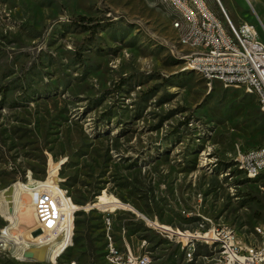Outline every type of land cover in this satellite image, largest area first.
Instances as JSON below:
<instances>
[{
    "label": "rangeland",
    "instance_id": "rangeland-1",
    "mask_svg": "<svg viewBox=\"0 0 264 264\" xmlns=\"http://www.w3.org/2000/svg\"><path fill=\"white\" fill-rule=\"evenodd\" d=\"M222 4L264 44V0ZM81 16L98 19L97 30ZM179 37L162 0H0V228L35 226L32 210L10 212L13 185L50 180L77 206L57 264H110L108 212L119 249L125 239L149 264L217 263V243L193 241L188 259L182 235L223 224L255 239L264 172L250 179L235 158L264 143V115L255 95L189 70ZM11 255L14 246L0 247V264H49Z\"/></svg>",
    "mask_w": 264,
    "mask_h": 264
},
{
    "label": "built area",
    "instance_id": "built-area-1",
    "mask_svg": "<svg viewBox=\"0 0 264 264\" xmlns=\"http://www.w3.org/2000/svg\"><path fill=\"white\" fill-rule=\"evenodd\" d=\"M187 1H194L196 5H200L202 20H193V12H187ZM213 1L217 8L223 11L224 21L211 18V14H207V6H211L210 3L201 5L199 0H171L174 7L181 8L186 18L190 19L189 30L182 31V34L188 35V40L205 41V48L199 53L190 54L191 63L186 65L204 66L209 85L216 82L213 81V73H221L223 77L221 85L224 88L245 86L246 93L256 96L264 115V49L256 40L257 29L246 22L237 28L228 18L220 1ZM172 16L178 24L177 17L173 14ZM235 161L240 172L246 176V171L255 170L258 165L264 163V143L259 145V150L249 148L238 152ZM17 188H24V196L30 197L29 203L33 208L36 224L23 233H13L14 223L12 229L0 228L4 234L25 235V243H14V255L11 256L18 260H26L28 258L25 257V253L32 252L34 254L32 259L39 261L35 250L45 245L47 248L45 256L39 262L57 264V260L72 243L77 206L68 192L54 181H40L41 201H34L32 181L16 182L13 185L16 196ZM26 199L16 198L10 207V212H19L21 204L27 201ZM57 225H64V232H57ZM113 227V216L108 212L103 217L107 261L110 264H149V257L135 256L125 239H123L125 250L119 249L113 236ZM255 229H262V236H255V239L249 242H242L234 229L225 224L214 227L204 234L182 235L186 237L184 244L186 257L189 259L194 253L193 241L201 240L207 244L217 243L220 246L223 261H217V264H264V224ZM40 237L44 238L40 239Z\"/></svg>",
    "mask_w": 264,
    "mask_h": 264
},
{
    "label": "bare ground",
    "instance_id": "bare-ground-1",
    "mask_svg": "<svg viewBox=\"0 0 264 264\" xmlns=\"http://www.w3.org/2000/svg\"><path fill=\"white\" fill-rule=\"evenodd\" d=\"M219 1L222 4V0H219ZM162 2H163V4H165L170 9V11H172V14L177 17L178 24H176L174 21V28L180 32V37H179L180 42L183 45L188 46L191 49V52L185 56L186 64L191 63V55L190 54L199 53V51L204 49L205 48V41L197 40V39L188 40V35H183L182 31H188L189 30L190 19L186 18L185 14H183V10L181 8L174 7V3H172L171 0H162ZM199 3L201 5H208L207 0H199ZM222 6H223V4H222ZM223 8H224V6H223ZM224 10H225V8H224ZM187 12H193V20H202V12H201L200 5H196L194 1H187ZM225 12H226V10H225ZM207 14H211V18L220 19L219 15L210 6H207ZM226 14H227V12H226ZM227 16H228V14H227ZM228 18H229V16H228ZM230 21H231V19H230ZM256 40H258L259 43H261V47L264 49V44L259 40L257 32H256ZM186 66L189 70L199 74L204 80H206L208 82V74H207V71L204 69V66H202L200 64H193V65H186ZM213 81H216V82H219L220 84H223L222 74L221 73H213ZM238 88H242L245 91V86H238ZM252 150H259V146L252 148ZM237 165H238V163H237ZM56 166L51 164L50 165V172L53 171L54 169H56ZM262 172H264V163L261 165H258V167L255 170L246 171V176L250 179H255ZM54 174L56 175V172H54ZM32 188H33L34 201H41L40 182H36L32 186ZM8 192H9V189L7 190V193ZM17 195H18V197L19 196L21 197L22 195H24V188H17ZM15 196H16V194H15ZM99 199H100V204L114 205L116 203H119L116 199H112L111 201H109L108 198L106 197V195L99 196ZM30 210H32V212H33V213H31V216L34 217V211H33L32 206L30 205V203L28 201H25L21 204V208H20L19 212H20L21 216H24ZM34 219H35V217H34ZM3 229H9V228H3ZM57 232H64V225H57ZM255 236H262V229H255ZM43 238L44 237H40V239H43ZM14 243H25V238H23L21 235H19L18 238H15L12 236L11 233H5L4 234L3 231L0 230V244H1L0 247L2 249L11 248L12 246H14ZM46 250H47V248L45 245L42 246L40 249L35 250L36 256L39 260H41V261L43 260ZM194 250H195V246H194ZM219 261H223V256ZM215 264H217V263H215Z\"/></svg>",
    "mask_w": 264,
    "mask_h": 264
},
{
    "label": "trees",
    "instance_id": "trees-1",
    "mask_svg": "<svg viewBox=\"0 0 264 264\" xmlns=\"http://www.w3.org/2000/svg\"><path fill=\"white\" fill-rule=\"evenodd\" d=\"M77 20L83 25H89L88 29H90L92 32H95L100 25L99 20L96 18H92V17L87 18V17L81 16V17H78ZM90 257L91 258L93 257V252L90 253Z\"/></svg>",
    "mask_w": 264,
    "mask_h": 264
},
{
    "label": "water",
    "instance_id": "water-1",
    "mask_svg": "<svg viewBox=\"0 0 264 264\" xmlns=\"http://www.w3.org/2000/svg\"><path fill=\"white\" fill-rule=\"evenodd\" d=\"M25 257L28 259H32L34 257V254L32 252L25 253Z\"/></svg>",
    "mask_w": 264,
    "mask_h": 264
}]
</instances>
